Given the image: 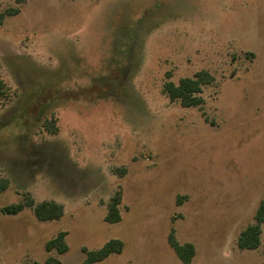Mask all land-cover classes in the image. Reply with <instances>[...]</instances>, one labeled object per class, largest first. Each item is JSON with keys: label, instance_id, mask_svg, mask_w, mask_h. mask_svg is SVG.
Instances as JSON below:
<instances>
[{"label": "rangeland", "instance_id": "obj_1", "mask_svg": "<svg viewBox=\"0 0 264 264\" xmlns=\"http://www.w3.org/2000/svg\"><path fill=\"white\" fill-rule=\"evenodd\" d=\"M0 264H79L82 247L124 243L98 264H264L238 246L264 201V0H0ZM214 81L184 107L165 84ZM121 192L122 221H105ZM64 215L42 222L26 198ZM67 232L69 250L45 243Z\"/></svg>", "mask_w": 264, "mask_h": 264}, {"label": "trees", "instance_id": "obj_2", "mask_svg": "<svg viewBox=\"0 0 264 264\" xmlns=\"http://www.w3.org/2000/svg\"><path fill=\"white\" fill-rule=\"evenodd\" d=\"M18 9H8L0 13V25L7 16L18 13ZM214 81V76L209 72L199 71L193 77H184L178 84L168 82L165 84V91L172 101L179 100L184 107H196L204 103V99L199 94L204 85H209ZM11 94L5 81L0 78V108L10 100ZM10 187V180L0 176V194ZM122 201L121 192H117L110 200L105 221L109 224H116L122 221L120 204ZM26 208H32L34 215L39 221H55L63 217L64 205L54 200H43L36 203L28 197L18 203H13L1 208V213L5 215H17ZM264 224V201H261L255 214L254 223L248 225L239 235L238 246L243 250H253L261 246L262 225ZM67 232L61 231L54 238L45 243V250L51 252L56 250L59 254H64L69 250L66 242ZM169 243L175 250L178 258L183 264H192L195 256V246L192 243L179 244L175 238L174 231L169 236ZM124 249V243L119 239H111L101 248L90 250L82 247L84 259L79 264H97L112 254H120ZM23 264H30L25 262ZM37 264V263H36ZM44 264H63L54 256H49Z\"/></svg>", "mask_w": 264, "mask_h": 264}, {"label": "crops", "instance_id": "obj_3", "mask_svg": "<svg viewBox=\"0 0 264 264\" xmlns=\"http://www.w3.org/2000/svg\"><path fill=\"white\" fill-rule=\"evenodd\" d=\"M84 259V258H83ZM82 262V261H81ZM62 263H63V261H62ZM64 264V263H63ZM98 264V263H97Z\"/></svg>", "mask_w": 264, "mask_h": 264}]
</instances>
